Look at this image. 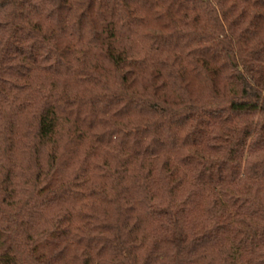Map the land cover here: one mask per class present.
<instances>
[{
    "label": "trees",
    "instance_id": "16d2710c",
    "mask_svg": "<svg viewBox=\"0 0 264 264\" xmlns=\"http://www.w3.org/2000/svg\"><path fill=\"white\" fill-rule=\"evenodd\" d=\"M0 264H264V0H0Z\"/></svg>",
    "mask_w": 264,
    "mask_h": 264
},
{
    "label": "rangeland",
    "instance_id": "374dc122",
    "mask_svg": "<svg viewBox=\"0 0 264 264\" xmlns=\"http://www.w3.org/2000/svg\"><path fill=\"white\" fill-rule=\"evenodd\" d=\"M64 205L71 209V217L63 222V229L68 233L72 231L86 232L90 228V211L87 208V201L74 198L65 201Z\"/></svg>",
    "mask_w": 264,
    "mask_h": 264
}]
</instances>
